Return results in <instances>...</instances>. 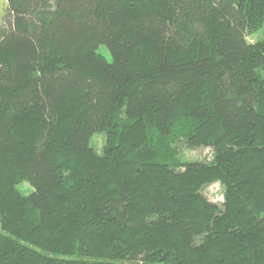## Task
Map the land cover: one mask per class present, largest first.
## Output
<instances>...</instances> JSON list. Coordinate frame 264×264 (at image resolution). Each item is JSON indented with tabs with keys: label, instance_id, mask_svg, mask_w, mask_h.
<instances>
[{
	"label": "trees",
	"instance_id": "obj_1",
	"mask_svg": "<svg viewBox=\"0 0 264 264\" xmlns=\"http://www.w3.org/2000/svg\"><path fill=\"white\" fill-rule=\"evenodd\" d=\"M2 1L0 264H264V0Z\"/></svg>",
	"mask_w": 264,
	"mask_h": 264
},
{
	"label": "rangeland",
	"instance_id": "obj_2",
	"mask_svg": "<svg viewBox=\"0 0 264 264\" xmlns=\"http://www.w3.org/2000/svg\"><path fill=\"white\" fill-rule=\"evenodd\" d=\"M4 11H5L4 3L2 0H0V24H2L3 22ZM262 40H264V28L258 31L257 33L247 37V41L250 43H255L258 41H262ZM98 53L102 54L108 61L111 60L109 53L104 47H100L98 49ZM262 76L264 77V74ZM92 144H93L94 149L100 152L104 146V140L102 137H97L93 140ZM178 152L183 161H189V162L191 161L200 162V161L209 159L210 154H211L209 150L207 149H203V150L195 151V152L194 151L188 152V151H184L181 147L178 149ZM18 190L22 194L28 195L32 189L26 182H21L18 185ZM204 195L212 203L220 204L223 201V190H222V187L218 183H213L207 186L204 189Z\"/></svg>",
	"mask_w": 264,
	"mask_h": 264
}]
</instances>
